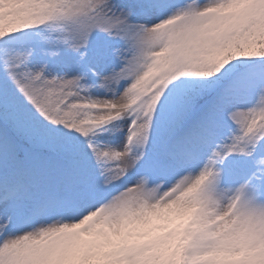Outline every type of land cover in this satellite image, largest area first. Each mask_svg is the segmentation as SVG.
<instances>
[{
  "label": "snow or ice",
  "instance_id": "1",
  "mask_svg": "<svg viewBox=\"0 0 264 264\" xmlns=\"http://www.w3.org/2000/svg\"><path fill=\"white\" fill-rule=\"evenodd\" d=\"M0 264H264V0H0Z\"/></svg>",
  "mask_w": 264,
  "mask_h": 264
}]
</instances>
